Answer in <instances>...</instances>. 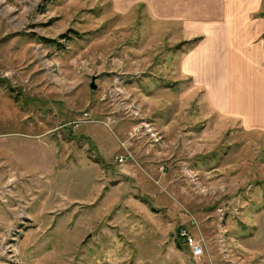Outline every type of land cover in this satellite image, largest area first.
<instances>
[{"label": "rangeland", "instance_id": "1", "mask_svg": "<svg viewBox=\"0 0 264 264\" xmlns=\"http://www.w3.org/2000/svg\"><path fill=\"white\" fill-rule=\"evenodd\" d=\"M184 40L134 1L0 0V264H264V75L213 103Z\"/></svg>", "mask_w": 264, "mask_h": 264}, {"label": "crops", "instance_id": "2", "mask_svg": "<svg viewBox=\"0 0 264 264\" xmlns=\"http://www.w3.org/2000/svg\"><path fill=\"white\" fill-rule=\"evenodd\" d=\"M118 1L141 4L153 22L176 26L184 44H190L180 53L179 69L193 77L194 84L203 83L211 102L223 101L220 91L226 87L221 86L240 57L249 71L264 75V0ZM243 76L246 82L252 79Z\"/></svg>", "mask_w": 264, "mask_h": 264}, {"label": "built area", "instance_id": "3", "mask_svg": "<svg viewBox=\"0 0 264 264\" xmlns=\"http://www.w3.org/2000/svg\"><path fill=\"white\" fill-rule=\"evenodd\" d=\"M82 116H83L82 120L84 121L88 120L87 118L88 116L86 113H83ZM152 138L154 139L155 142L157 141L153 134H152ZM114 161L119 165L125 164L127 162V156L118 155L114 157ZM176 236L183 241V244L189 250V253L192 256V258H198L201 256L200 246L197 244V242L193 239V237L189 234V232L185 228L182 227L177 228Z\"/></svg>", "mask_w": 264, "mask_h": 264}, {"label": "trees", "instance_id": "4", "mask_svg": "<svg viewBox=\"0 0 264 264\" xmlns=\"http://www.w3.org/2000/svg\"><path fill=\"white\" fill-rule=\"evenodd\" d=\"M40 41L44 42V43H48V44H54L53 40H44L43 38H39ZM197 41V39H194V40H191V44L192 43H195ZM177 230V229H176ZM176 241H182L181 239H179L177 236H176ZM183 242V241H182ZM184 245V244H183ZM185 246V245H184Z\"/></svg>", "mask_w": 264, "mask_h": 264}, {"label": "water", "instance_id": "5", "mask_svg": "<svg viewBox=\"0 0 264 264\" xmlns=\"http://www.w3.org/2000/svg\"><path fill=\"white\" fill-rule=\"evenodd\" d=\"M93 81H94V79L91 78V79H90L89 86H88V88H89L90 90H95V86L93 85Z\"/></svg>", "mask_w": 264, "mask_h": 264}]
</instances>
